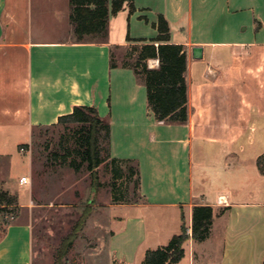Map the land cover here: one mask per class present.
I'll list each match as a JSON object with an SVG mask.
<instances>
[{"label": "crops", "instance_id": "crops-1", "mask_svg": "<svg viewBox=\"0 0 264 264\" xmlns=\"http://www.w3.org/2000/svg\"><path fill=\"white\" fill-rule=\"evenodd\" d=\"M134 1V13L127 2L110 14L106 38L81 40L70 0H0V137L28 135L23 144H29L35 127L57 123L75 106L95 105L112 119L111 156L134 159L140 170L142 199L116 205L124 210L110 237L116 264H141L148 250L181 233L184 222L191 236L187 264H263L264 141L260 149L253 147L264 130V0ZM145 8L165 16L171 43L186 46L185 123L158 120L148 100L111 102L113 72L120 69L111 68V52L129 44L114 37L113 22L125 14L129 35L149 40L131 34ZM195 46L204 49L200 59L193 57ZM229 55L231 61L224 62ZM151 63L159 66V60ZM115 118L122 133L114 128ZM17 154L0 149L9 181L22 186L32 164L28 157L26 171L16 174V159L23 164L26 157ZM4 190L17 195L21 208L35 205L30 188L8 184ZM196 206L215 212L202 242L192 237ZM33 238L29 220L11 224L0 239V264H32Z\"/></svg>", "mask_w": 264, "mask_h": 264}, {"label": "rangeland", "instance_id": "rangeland-1", "mask_svg": "<svg viewBox=\"0 0 264 264\" xmlns=\"http://www.w3.org/2000/svg\"><path fill=\"white\" fill-rule=\"evenodd\" d=\"M148 1L136 0V5H147ZM141 14L144 15V18L142 20L134 18L131 34L149 39L157 37L158 29L153 23L148 24L147 18L150 22H156L159 15L147 8L143 9ZM113 25L115 38L123 40L128 37L129 22L125 14L117 16ZM133 45L135 44L129 43L115 49V57L119 64L124 61L135 62L138 52ZM220 50L226 51L227 48H218V51ZM151 61H149V66L152 64ZM230 61L229 55L224 62ZM116 73L120 74V78H117L118 74ZM120 80L121 83H125L122 89L118 83ZM112 85L111 102L113 100L115 103L116 100H125L130 97H135L138 101L142 100L145 103L147 101V88L144 80L138 78L131 68L120 66L119 70L114 71ZM115 121V130L122 133V122L119 118H115ZM70 127L72 128L73 125L35 129V134L28 146H22L25 147L26 152L21 151L20 144L29 141L28 135L0 137V149L15 155L21 152L23 156H26L23 164L16 159L17 165L13 168L16 174L26 171L28 157L32 164L31 184L30 186H21L20 181H9L8 163L5 159H0V190H4L8 184H12L18 189L29 191L30 188L32 191L35 205L30 209L20 208L16 218L18 221L29 220L33 226L32 264H54L56 248L62 237L69 232L71 224L80 216V207H88L91 210L84 228L78 232L65 259L66 264H116L110 246V237L112 232L118 230L117 216L124 210L116 206L122 202L114 201L113 192L117 191V194H123L128 181L126 179L115 180L112 168L106 162L98 169L99 181L94 190L90 172L85 167L76 171L63 159V155L72 144ZM260 133H264V130H258L254 151L260 149L262 141H264V136L263 134L259 136ZM57 152L59 156H56ZM70 160L71 158L68 159V161ZM261 163L264 164V157L261 159ZM130 186L133 187V182H130ZM3 227L0 223V236L3 233ZM182 261V264L188 263L187 258Z\"/></svg>", "mask_w": 264, "mask_h": 264}, {"label": "trees", "instance_id": "trees-1", "mask_svg": "<svg viewBox=\"0 0 264 264\" xmlns=\"http://www.w3.org/2000/svg\"><path fill=\"white\" fill-rule=\"evenodd\" d=\"M72 6L71 22L79 39L87 35L106 38L109 31L110 14L120 12L125 4H130L131 13L136 11L132 0H70ZM144 18V16H143ZM158 35L152 39L127 37L128 43H134L138 52L134 63L124 61L119 64L115 50L111 52V68L123 66L134 70L136 76L144 80L147 88L148 107L160 121L185 123L188 120V54L186 46L170 42V26L163 14L154 23ZM122 46H117L118 49ZM150 60H159L158 67H150ZM73 125L72 144L63 155L65 163L76 171L84 167L90 172L94 190L98 186V169L106 162L112 168L115 180L128 181L123 194L113 192L115 202L137 203L142 199L139 164L134 159H119L111 156L112 124L109 118L102 117L95 105H78L69 114L63 115L58 122L47 127H65ZM45 126H38L43 128ZM68 128V127H67ZM33 130V135L35 134ZM69 134V133H67ZM28 144H22V146ZM59 156V153H56ZM71 158L70 161L68 159ZM130 182H133L131 188ZM18 197L6 190H0V223L4 236L7 228L17 222L20 210ZM80 216L71 224L69 232L62 237L55 251L54 264H66L79 231H81L90 213V208L80 207ZM223 212V211H222ZM221 212V213H222ZM215 220L212 206H196L193 213L192 237L199 242L209 238ZM191 238L184 222L181 233L174 235L170 242L157 249L148 250L141 264H178L186 255L185 243ZM264 264V262H263Z\"/></svg>", "mask_w": 264, "mask_h": 264}, {"label": "water", "instance_id": "water-1", "mask_svg": "<svg viewBox=\"0 0 264 264\" xmlns=\"http://www.w3.org/2000/svg\"><path fill=\"white\" fill-rule=\"evenodd\" d=\"M203 47L201 46H195L193 48V57L196 59H200L203 57Z\"/></svg>", "mask_w": 264, "mask_h": 264}, {"label": "built area", "instance_id": "built-area-1", "mask_svg": "<svg viewBox=\"0 0 264 264\" xmlns=\"http://www.w3.org/2000/svg\"><path fill=\"white\" fill-rule=\"evenodd\" d=\"M21 151L22 152H26L27 150L25 149V147H22ZM21 183L24 184V185H30L31 184V178L27 177V176H24V177L21 178Z\"/></svg>", "mask_w": 264, "mask_h": 264}, {"label": "bare ground", "instance_id": "bare-ground-1", "mask_svg": "<svg viewBox=\"0 0 264 264\" xmlns=\"http://www.w3.org/2000/svg\"><path fill=\"white\" fill-rule=\"evenodd\" d=\"M222 198H224V197H222ZM225 199V198H224ZM223 201H225V200H223Z\"/></svg>", "mask_w": 264, "mask_h": 264}]
</instances>
